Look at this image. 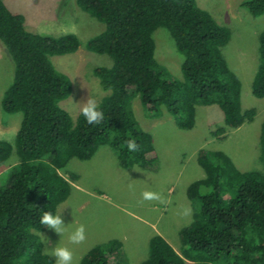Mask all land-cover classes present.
Listing matches in <instances>:
<instances>
[{
  "label": "trees",
  "instance_id": "trees-1",
  "mask_svg": "<svg viewBox=\"0 0 264 264\" xmlns=\"http://www.w3.org/2000/svg\"><path fill=\"white\" fill-rule=\"evenodd\" d=\"M105 28L89 38V52L106 55L109 67L93 75L109 94L97 106L99 125H89L82 111L75 121L59 106L72 91L70 79L58 72L50 57L77 51L75 34L58 37L27 31L24 18L0 0V44L13 63V77L1 99L6 114H21L14 142L0 139V171L13 152L16 163L0 187V264H55L44 251L40 223L45 211L57 210L78 175L64 172L72 159L91 160L108 147L119 167L153 170L158 153L152 136L141 128L131 107L138 99L145 116L164 109L180 130H191L196 107L216 105L224 126L212 136L251 123L256 110L241 107V82L229 68L222 47L230 31L218 24L196 0H71ZM252 18L264 14V0H242ZM164 28L182 57L180 79H171L154 56V32ZM259 65L251 93L264 98V32L258 38ZM138 145L129 151L128 143ZM259 143L264 165V121ZM197 164L204 177L190 183L186 197L193 207L191 222L178 232L179 252L160 235L149 239L140 264H264V173L240 171L220 150H203ZM68 175L65 178L61 173ZM119 240L87 250L78 264H126Z\"/></svg>",
  "mask_w": 264,
  "mask_h": 264
},
{
  "label": "rangeland",
  "instance_id": "rangeland-1",
  "mask_svg": "<svg viewBox=\"0 0 264 264\" xmlns=\"http://www.w3.org/2000/svg\"><path fill=\"white\" fill-rule=\"evenodd\" d=\"M2 1L12 13L23 16V26L29 32L52 37L75 34L78 37L80 46L76 52L50 57L53 67L71 81V94L59 106L73 121L87 98L98 103L109 94L102 90L93 70L98 66L109 67L111 60L85 48L89 38L104 30V24L82 12L71 0ZM241 1L196 0L201 9L230 31V40L222 47V55L241 82L242 109L256 110L254 120L238 129L226 128L223 134L212 136L217 129L225 127L223 113L216 105L196 107L194 127L180 130L164 109L161 116L150 119L145 116L138 99L132 98L130 107L136 120L152 136L159 159L157 168L122 169L108 147L100 148L90 161L70 160L64 172L79 176L78 181L71 183L82 191L72 190L57 210L67 225L64 232L59 235L47 229L41 233L46 254L49 255L47 249L59 244L72 252V264H78L93 246L117 239L122 244L126 264H140L147 258L149 239L154 233L179 252L178 232L191 222L192 206H199L187 199L186 189L190 183L204 177L196 160L201 149L224 152L240 171L264 173L259 143L264 98H255L251 93L259 65L258 38L264 32V14L252 18L240 7ZM153 39L155 59L167 69L169 78L180 79L182 57L168 31L157 29ZM12 77L13 63L0 44V139L10 143L14 142L21 122L20 113L6 114L1 110V99ZM16 158L13 152L0 171V187L7 183ZM146 192L153 193L154 197L145 199L143 194ZM81 225L85 229V238L80 243H72L70 234ZM51 258L55 263L56 258Z\"/></svg>",
  "mask_w": 264,
  "mask_h": 264
},
{
  "label": "clouds",
  "instance_id": "clouds-1",
  "mask_svg": "<svg viewBox=\"0 0 264 264\" xmlns=\"http://www.w3.org/2000/svg\"><path fill=\"white\" fill-rule=\"evenodd\" d=\"M82 115L89 125H99L104 120V113L97 106L95 99L87 98L86 102H83ZM138 145L130 141L128 143L129 151H136ZM145 199H151L154 197L153 193H144ZM40 223L45 229H51L57 234H62L67 227L63 222L62 216L56 214L53 211H45L40 217ZM85 238V229L83 225L75 228L70 234V240L72 243H80ZM50 257H55V264H72L73 255L72 252L67 247H62L59 244L53 249L48 250Z\"/></svg>",
  "mask_w": 264,
  "mask_h": 264
},
{
  "label": "crops",
  "instance_id": "crops-1",
  "mask_svg": "<svg viewBox=\"0 0 264 264\" xmlns=\"http://www.w3.org/2000/svg\"><path fill=\"white\" fill-rule=\"evenodd\" d=\"M94 158V157H93ZM90 161V160H89ZM118 163V162H117ZM159 166V165H158ZM157 168V167H156ZM79 177V176H78ZM71 185H72V190H77V191H82V189L80 188V187H78V186H74V184H72L71 183ZM62 209V207L60 208V210ZM60 212V211H59ZM59 212L57 213V214H59Z\"/></svg>",
  "mask_w": 264,
  "mask_h": 264
}]
</instances>
